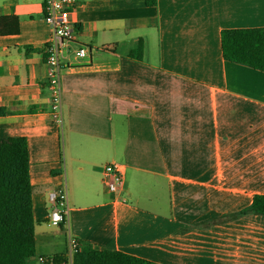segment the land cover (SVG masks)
<instances>
[{
	"label": "crops",
	"instance_id": "0c3cea01",
	"mask_svg": "<svg viewBox=\"0 0 264 264\" xmlns=\"http://www.w3.org/2000/svg\"><path fill=\"white\" fill-rule=\"evenodd\" d=\"M43 0H0L18 33L0 35V137L28 147L35 255L66 254L67 235L151 264H264V71L225 60L220 31L264 26V0H79L74 39L102 53L63 70L50 116ZM142 39V56L128 54ZM118 162L115 192L102 181ZM65 189V222H48Z\"/></svg>",
	"mask_w": 264,
	"mask_h": 264
},
{
	"label": "trees",
	"instance_id": "16d2710c",
	"mask_svg": "<svg viewBox=\"0 0 264 264\" xmlns=\"http://www.w3.org/2000/svg\"><path fill=\"white\" fill-rule=\"evenodd\" d=\"M146 5L156 0H144ZM14 15H0V35L18 33ZM221 53L225 60L264 71V26L224 28L220 31ZM138 38L128 54L142 56ZM3 111L0 109V113ZM28 147L24 136L0 137V264H24L35 255L34 217L28 170ZM264 214V194H254L250 204L236 214ZM79 243V242H78ZM54 258V262L64 260ZM72 264H151L147 259L111 248L79 243Z\"/></svg>",
	"mask_w": 264,
	"mask_h": 264
},
{
	"label": "built area",
	"instance_id": "2783aa9c",
	"mask_svg": "<svg viewBox=\"0 0 264 264\" xmlns=\"http://www.w3.org/2000/svg\"><path fill=\"white\" fill-rule=\"evenodd\" d=\"M79 0H43L42 11L44 21L52 29V37L45 43L43 52L46 61V81L49 89L50 116L55 122L61 121V85L60 75L63 70L76 68H91L102 54L92 53L86 45L80 44L73 51L78 58L76 63L61 62L60 55L63 46L74 39V24L76 21V8ZM122 166L118 162L104 164L102 181L110 192H115L122 183ZM50 203L48 222L58 226L65 222L67 202L65 189H50L47 192ZM78 240L71 235L66 239V258L54 262L47 257L39 256L42 264H72V255L77 249Z\"/></svg>",
	"mask_w": 264,
	"mask_h": 264
}]
</instances>
